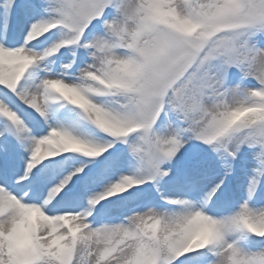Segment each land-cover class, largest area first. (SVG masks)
I'll list each match as a JSON object with an SVG mask.
<instances>
[{"label":"snow or ice","instance_id":"obj_1","mask_svg":"<svg viewBox=\"0 0 264 264\" xmlns=\"http://www.w3.org/2000/svg\"><path fill=\"white\" fill-rule=\"evenodd\" d=\"M0 264H264V0H0Z\"/></svg>","mask_w":264,"mask_h":264}]
</instances>
